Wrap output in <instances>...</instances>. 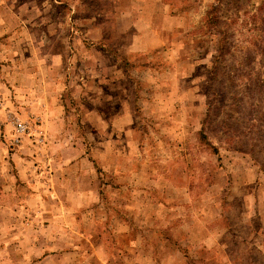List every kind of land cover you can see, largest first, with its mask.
I'll return each mask as SVG.
<instances>
[{
	"label": "rangeland",
	"instance_id": "rangeland-1",
	"mask_svg": "<svg viewBox=\"0 0 264 264\" xmlns=\"http://www.w3.org/2000/svg\"><path fill=\"white\" fill-rule=\"evenodd\" d=\"M0 264H264V0H0Z\"/></svg>",
	"mask_w": 264,
	"mask_h": 264
},
{
	"label": "crops",
	"instance_id": "crops-1",
	"mask_svg": "<svg viewBox=\"0 0 264 264\" xmlns=\"http://www.w3.org/2000/svg\"><path fill=\"white\" fill-rule=\"evenodd\" d=\"M58 70H60V68H59ZM59 75H60V71H59V72L55 71V72L53 73V76H54L53 78H54V79H52V81H51L50 83L52 84V86L54 87V89H61L62 86H63V85H62V82H59V81L56 80V77L59 76ZM73 81H74V79L71 77V81L69 82V84L71 85V87H74V86L72 85ZM44 82L46 83V82H48V81L45 80ZM42 102H43L42 104L46 105V104L44 103V101H42ZM48 104H50V103H48ZM47 111H48V110H47ZM48 112H50V109H49ZM56 118H57V121H60V117H59V116H57ZM53 120H54V119L51 118L50 121H53ZM124 120H125L124 117H122V116H117V122H118V123L121 124V122H123ZM54 121L56 122V120H54ZM105 121H106V120L103 119L101 116L99 117V123H100L101 126H102V123H105ZM58 174H59V172L55 170V174L51 176V177L53 178V180L58 179V176H57ZM63 187H66V185H63ZM85 200H87V198H86ZM49 216H52V218H53L54 214L52 213V215L50 214Z\"/></svg>",
	"mask_w": 264,
	"mask_h": 264
},
{
	"label": "built area",
	"instance_id": "built-area-1",
	"mask_svg": "<svg viewBox=\"0 0 264 264\" xmlns=\"http://www.w3.org/2000/svg\"><path fill=\"white\" fill-rule=\"evenodd\" d=\"M20 128H21V130H23V129H24V127H23L22 125H20Z\"/></svg>",
	"mask_w": 264,
	"mask_h": 264
},
{
	"label": "trees",
	"instance_id": "trees-1",
	"mask_svg": "<svg viewBox=\"0 0 264 264\" xmlns=\"http://www.w3.org/2000/svg\"><path fill=\"white\" fill-rule=\"evenodd\" d=\"M205 136V135H204Z\"/></svg>",
	"mask_w": 264,
	"mask_h": 264
}]
</instances>
